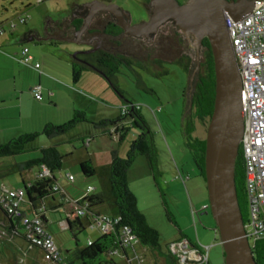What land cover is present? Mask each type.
I'll return each instance as SVG.
<instances>
[{"label": "crops", "instance_id": "1", "mask_svg": "<svg viewBox=\"0 0 264 264\" xmlns=\"http://www.w3.org/2000/svg\"><path fill=\"white\" fill-rule=\"evenodd\" d=\"M89 1L92 0L70 1L63 11L56 14L46 6L37 7L35 11L38 14L45 11L41 26H37V24L28 25L26 28L21 26L14 31L4 26L5 31L0 35V145L22 135L39 134L37 140L44 146L37 148L38 151L41 148L55 144L59 145L60 148L63 144L72 143L75 138L80 139L82 148L87 150V146L91 144L89 137L94 138L97 134L102 135L101 131L90 136L91 131L81 123L76 128L79 127L84 130L82 134L73 133L69 135L68 133L60 139L48 141L41 133L49 124L56 126L65 124L72 118L75 111H84L87 114L91 107L95 108L96 113L93 118L87 117L90 122L117 119L120 116L119 107L126 102L125 100L122 101L124 99L122 97L115 98L111 95L104 82L106 80L100 73L95 70L85 72L77 82H74L71 77L70 62L75 60L72 54L77 48L74 47V43L69 42V39L74 37L76 30L80 28L83 22L82 16H72V13L79 7L82 9V5ZM104 1L118 3L117 0ZM140 1L150 15L149 1ZM144 2H148V7ZM25 19L24 24L27 23L29 17H25ZM30 44L32 45L29 46ZM23 47H28L30 55L33 57L30 64H22L17 60L21 56ZM46 55L48 61L45 58ZM35 63H40L41 73L34 68ZM90 75H95V77ZM36 86H40L42 100H37L34 97L33 89ZM91 95L98 96L103 100L95 102L92 100ZM104 101L109 106L103 105ZM141 114L144 118V114L142 112ZM87 134L88 136H86ZM113 140H117V138L113 137ZM86 141L87 145H85ZM183 149L189 150L186 145L182 147V150L174 149L175 154H177L175 155L176 160L173 162L170 159L169 150L165 148L167 153L164 151L163 154L169 161L166 164L157 161V181L166 199L168 198L173 204H171V207L167 205V208L170 212V220H168L175 228L165 238L160 250L151 251L140 247L138 251L145 255L150 264H177L169 258L166 247L172 242L187 239L196 247L202 246L201 251H204L203 247H209L208 263L219 264L220 254L215 246L220 240L218 239L216 225L209 213L206 183L202 181L192 156L187 151L186 155H188L182 156L180 151L185 152ZM111 150H104L102 161H99L98 155L94 154H92V158L88 159L89 154L87 151L85 155H80L74 161L76 164H81L90 160L96 174H98L101 165L105 168L106 182H102L101 192L108 189ZM65 157L75 158V152L71 150L65 152ZM17 164L19 163L15 162L9 165V170H12V172L17 171ZM2 168H4V165L0 163V170ZM179 171L182 178L178 177ZM43 172L44 167L36 166L34 170L20 172L23 186L10 189L5 184H0V187L10 190H20L24 185L29 187L34 183L36 177ZM66 177L65 174V176H61L60 180L57 179L63 193L53 195L44 201L47 207L45 211L46 230L51 235L50 227L55 223L59 225L61 231L69 230L68 223L73 222L77 217L74 208L68 205L67 201L70 200L71 202L83 198L86 188L92 186L88 184L85 188L83 183L75 185V178L70 183ZM95 189L93 187L92 194ZM52 207L57 208L54 210ZM108 207L107 205L99 207L98 214L116 215L113 208L112 213L108 210H105L107 212L103 211L104 208ZM23 209L26 213L32 215V211L25 204ZM193 211H195L194 215ZM84 222L86 228L91 232H97V230L90 229L86 220ZM17 232L11 228L9 218L0 209V264H41V261H44L41 250L29 245L26 239L23 238L24 228L21 227ZM89 240L94 241L93 239ZM114 256H119L122 260H125L122 251ZM62 258L65 261L67 260V256H62ZM50 264L55 263L50 262Z\"/></svg>", "mask_w": 264, "mask_h": 264}, {"label": "trees", "instance_id": "2", "mask_svg": "<svg viewBox=\"0 0 264 264\" xmlns=\"http://www.w3.org/2000/svg\"><path fill=\"white\" fill-rule=\"evenodd\" d=\"M144 4L148 7V2H144ZM99 16V20L91 25L89 34L98 35L102 41L103 48L101 51L87 54L85 56L87 63H79L76 60L70 62L73 81L77 82L83 73L95 70L108 80L115 93L122 96L123 91L118 84V75L123 69L134 71L135 67L149 69L150 66H153L156 70L160 71L159 74L161 75L165 74L164 65L171 63L178 65L186 73L187 79L189 80L195 63L197 71L191 82L192 87L188 116L185 115L184 107L183 130L185 138L188 139L186 140V146L191 152L200 176L205 181V139L202 141L194 139L191 134L195 130L194 118L200 119L207 130V124L213 112L215 78L213 56L208 39L205 38L203 40L201 48L204 51L200 56L198 65L194 61L190 41L172 21L164 24L152 37V42H149L142 37L134 38L126 35L116 24V20L111 14L101 13ZM186 89L187 87L184 90V100L186 98ZM124 100L126 103L119 107L120 116L117 119L90 122L84 111H75L72 118L65 124L60 126L49 124L41 133L48 140L52 141L58 137L67 135L78 124L90 122L94 129L101 131L103 136H107L110 139H113L111 129L119 126L115 134L117 135L118 143L121 144L132 127L138 128L139 130L138 138L131 143L126 157L123 158L120 156L117 146L111 150L108 189L97 194L91 193L79 199L76 205L85 207L86 215L83 217L84 219L77 217L73 222H69L68 227L73 233V236L77 238V234L86 228L84 220L87 223L92 222L94 218L100 215L98 214V208L104 205L115 210L116 216L120 218L119 223L109 235H101L92 241L90 245L87 242L83 248L77 246L72 252L71 257L66 261L64 260L67 264H115L113 252L120 250L124 253L125 251L119 241V230L122 227H128L136 235L141 247L151 251L162 248L159 232L148 225L145 217L138 210L135 195L128 188V176L132 164L138 157H145L148 162L149 172L153 176L155 185L161 195L162 204L165 206L166 216L170 220V212L164 200V193L157 181V148L154 136L145 122L140 109H132L131 105L135 103L127 101L126 98ZM123 106H127L128 108L125 113H122ZM38 136L39 134H26L0 145V159L19 156L31 151V148H29L30 144ZM39 153V158L17 164L16 170L25 172L36 166H42L48 169V176L38 175L31 186L26 187L24 185L28 195L25 206L33 212L41 205L44 211L40 214L46 227L45 211L47 207L44 201L53 195L63 193L61 186L57 191L54 190V186L59 184L55 173L62 168L64 155L60 152L59 145L56 144L39 149ZM9 171L11 172L12 170ZM80 171L86 179L93 178L96 175V170L90 160L80 164ZM235 181L242 217L246 223L248 220L247 217L249 216V208L245 190V171L241 149L239 150V155L235 163ZM71 202L68 200L67 204L71 205L75 210ZM56 208L53 209L56 210ZM0 209L9 218L11 228L15 232L21 227L24 228L20 220L12 217L1 205ZM187 241L189 242V240ZM189 243L191 246L196 247L191 242ZM251 247L255 263L264 264V238L256 240ZM166 249L168 251V245ZM168 254L173 263L179 264L175 256L171 255L169 251Z\"/></svg>", "mask_w": 264, "mask_h": 264}, {"label": "rangeland", "instance_id": "3", "mask_svg": "<svg viewBox=\"0 0 264 264\" xmlns=\"http://www.w3.org/2000/svg\"><path fill=\"white\" fill-rule=\"evenodd\" d=\"M70 1L79 2V0H0V23L14 21L18 23L16 30H18L21 26L26 28V26H31L32 24L41 26L45 11L42 13L43 15L38 14V12L35 11L37 7L46 6L56 14L60 13V11H63L68 6ZM117 1L118 3L115 4L119 5L125 11L130 13L132 24H139L141 22L147 21L149 12L143 6L140 0ZM178 1L179 3H184L186 0ZM21 17H29L26 24L19 23V19ZM5 27L8 29L9 24L6 23ZM190 43L194 61H196V64L199 65L200 61L198 60L197 62V49L193 43V40H191ZM31 45L32 44L29 46ZM74 47L77 48L76 51H84L87 49L85 45L79 44H75ZM203 51V48L200 47L199 59L203 54ZM45 58L47 61L49 60L47 59V55ZM195 69L194 63V70L190 74L189 80L187 79L186 73L178 65L171 63L164 65L165 74L161 75L159 74L160 71L156 70L153 66H150L149 69L135 67L134 71L123 69L118 75V84L120 89L123 91L122 96L112 90V86L108 80L105 79L106 81H104L108 91L111 93V95H113V97L126 98L127 101L141 106L140 112L144 114V120L153 133L157 148V161L161 164H166L169 161L163 154L164 151L166 152L165 148L169 150L168 152H170L172 155H170V159L174 162L176 160L175 155L177 154H175L174 149L177 148V150H182V147L186 145V140H188L184 136L183 112L185 107V115H189V104L192 87L191 82L197 71ZM90 76L95 77V75ZM186 87V98L184 100V90ZM91 98L95 102H100V100H103L98 96L96 97L91 95ZM124 99L122 101H124ZM105 101L103 105L109 106ZM95 113V108L91 107L86 116L88 118H93ZM82 125H85V127L91 131L90 136L96 132L99 133V131L93 128L90 122H84ZM194 126L195 130L191 134L192 138L198 139L200 141L206 139V129L200 119L194 118ZM82 132H84V130L79 127H75L73 131L71 130L69 132V135H72L73 133L82 134ZM138 134V128L132 127L127 137L121 142V144L118 143V139L113 140L107 136L97 134V136H94V138L89 137L91 139V144L87 146V150L82 148V143L78 138H75L72 143L63 144L59 148L60 152L64 155L65 152L71 150L72 152H75V158H64L62 168L55 173L56 178L60 180L61 176H65V174H71L75 178V185L83 183V186L86 188V186L90 184L96 188L94 193H100L102 191V182H106L105 168L99 164L101 167L99 168L98 174H96L93 178L86 179L82 176L80 164H76V162H74L75 159H77L80 155H85L87 151L89 154L88 159L92 158V154H94L98 155L97 157L99 161H102V153L104 150L114 149L116 146L119 150L120 156L124 158L127 156L131 143L138 138ZM86 136H88V134ZM58 138L60 139L62 137ZM85 145H87V141L85 142ZM41 146L44 145H42V143L36 139V141L30 144L29 148H31V151L27 152L26 154L0 159V163L4 165V168L0 170V184H5L10 189L23 186L20 172H10L9 165L14 164L15 162L21 163L27 160L39 158L40 153L37 148ZM183 151L185 152L180 151L182 156L186 155V151L189 155H191L189 150L183 149ZM94 159H96V157H94ZM147 168L148 162L145 157L140 156L136 159V161H134L129 171L128 188L137 199L138 210L143 214L148 225L159 232L160 242L161 244H164L165 238H167L170 233L173 232L175 226L168 220L166 216V210L165 206L162 204L161 195L155 185L153 176L149 173ZM34 169H36V167L32 168V170ZM179 173L180 171L178 174ZM201 179L204 181L203 178ZM164 200L167 202L168 207L173 205L171 201L168 200V198L166 199V196H164ZM105 210H108L110 213H112L113 209L108 207L104 208L103 211ZM50 230L61 255L64 257L67 256V259L71 257L72 252L77 246L79 248H83L86 246L88 239L95 240L101 235L98 231L91 232V230L86 228L85 230L78 233L77 238H75L70 230L61 231L57 223L52 225ZM216 245L217 246H215V248L219 250L220 254L219 264H225L223 247L220 242H218ZM113 259L115 264H128L119 256H113ZM41 264H50V262L41 261Z\"/></svg>", "mask_w": 264, "mask_h": 264}, {"label": "water", "instance_id": "4", "mask_svg": "<svg viewBox=\"0 0 264 264\" xmlns=\"http://www.w3.org/2000/svg\"><path fill=\"white\" fill-rule=\"evenodd\" d=\"M148 1L150 15L147 21L139 24H132L130 13L115 3L104 0L84 3L82 10L87 11V14L81 17L83 24L69 42L90 46L91 41H85L82 36L99 13L111 14L126 35L142 37L149 42L164 24L172 21L189 41L193 40L197 49V62L203 40L208 39L215 78L213 112L207 124L205 139L204 170L209 213L223 247L224 263L256 264L252 247L245 236V222L235 181V163L244 132L242 81L225 21L227 15L238 21L249 14L255 0H186L184 3L178 0ZM6 23L11 31L18 25L14 21L0 23L3 30ZM94 51H75L72 57L76 59L79 55ZM116 136L113 134L114 138ZM22 190L27 199L25 187Z\"/></svg>", "mask_w": 264, "mask_h": 264}, {"label": "built area", "instance_id": "5", "mask_svg": "<svg viewBox=\"0 0 264 264\" xmlns=\"http://www.w3.org/2000/svg\"><path fill=\"white\" fill-rule=\"evenodd\" d=\"M25 18H20L24 24ZM226 26L233 46L238 70L242 81V107L244 118V132L240 142L245 171V190L248 201L249 216L245 223V236L252 245L256 240L264 238V0H255L252 11L235 21L226 16ZM4 32L0 27V35ZM22 64H30L33 60L29 48L23 47L21 56L17 59ZM40 63H35L34 68L40 73ZM34 97L42 100L40 86L33 89ZM132 109L139 110L140 105H131ZM127 106L122 107V113L127 112ZM126 124V123H124ZM123 124V125H124ZM122 126V124H121ZM119 126L111 129L115 134ZM49 171L44 167L40 176H48ZM178 177H182L179 173ZM67 181H74L73 175H67ZM56 184L54 190H59ZM93 191L92 186L86 188L84 197ZM26 202L22 189L10 190L0 187V205L12 217L19 219L24 226V236L29 245L37 247L43 254L44 261L55 264L64 262L53 236L46 230L41 214L44 210L39 205L29 215L24 211ZM78 200L71 203L75 207L76 217H85L86 209L77 206ZM195 211H193L194 215ZM120 218L112 215H98L89 223L90 229L97 230L101 235H109L119 223ZM217 230V228H216ZM120 245L125 249L124 258L128 264H150L145 255L138 251L139 241L128 227L120 230ZM92 241H88L90 245ZM191 246L186 240H179L168 245V251L178 259L179 264H208L209 247ZM119 251L113 252L114 255Z\"/></svg>", "mask_w": 264, "mask_h": 264}, {"label": "flooded vegetation", "instance_id": "6", "mask_svg": "<svg viewBox=\"0 0 264 264\" xmlns=\"http://www.w3.org/2000/svg\"><path fill=\"white\" fill-rule=\"evenodd\" d=\"M144 1H148V0H144ZM87 14V11H83L80 7L78 8V9H76L73 13H72V16H77V17H81V16H85ZM101 13H99V14H97L95 17H94V19H93V21H92V23H91V25L92 24H94V23H96L97 22V20H99V18H100V15ZM99 16V17H98ZM96 21V22H95ZM82 24H83V22H82ZM90 25V28L92 27ZM82 26V25H81ZM80 26V27H81ZM89 28V30H87L84 34H83V36H82V38L85 40V41H91V44H90V46H86V48L87 49H95V51L93 52V53H95V52H98V51H101L102 50V48H103V45H102V41H101V39H100V37L98 36V35H96V34H92V35H90L89 34V32H90V29ZM210 45V44H209ZM91 54V53H90ZM87 55V54H86ZM86 55H79L78 56V58H76L75 60H77V62L78 61H81L82 63H87V61H85V56Z\"/></svg>", "mask_w": 264, "mask_h": 264}]
</instances>
